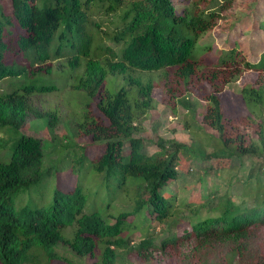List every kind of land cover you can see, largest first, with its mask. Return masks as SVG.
Instances as JSON below:
<instances>
[{"label":"trees","instance_id":"trees-1","mask_svg":"<svg viewBox=\"0 0 264 264\" xmlns=\"http://www.w3.org/2000/svg\"><path fill=\"white\" fill-rule=\"evenodd\" d=\"M233 1L0 0V79L27 68L31 73L51 72L61 65L72 72L82 69L72 86L86 90L95 104L79 124V133L104 140L101 154L92 156L86 148L83 155L93 158L98 172L118 175L123 183L128 176L135 179L130 182L133 206L114 216L84 211L87 195L79 185L56 188L49 206L15 210L11 204L17 195L40 179L45 153L42 137L22 133L14 138L11 134L9 141H15L10 158L0 160L1 264H82L65 256L68 251L75 258L93 256L94 264H131L133 253L149 261L151 247L163 256L171 253L185 264H264L259 249L264 242V197L257 195L250 206L213 190L187 204L183 198L180 208L189 206L194 214L188 219L191 228L179 233L186 216L174 217L177 194L166 195L164 189L178 177L180 159L188 146L159 139V150L149 154L143 150V137L135 134L154 106L156 87L169 93L168 102L174 98V104L177 96L187 102V93L198 86L207 101L201 122L217 133L222 147L233 145L232 153L239 156L257 151L240 129L250 121V114L259 116L257 110L264 105V52L256 62L248 61L235 45L219 50L214 62L195 53L196 39L215 29ZM252 2L256 5L258 0ZM93 14L108 18L112 31L102 32L103 20ZM104 36L118 48L106 45ZM19 54L29 60L28 66H14ZM251 70L256 78L241 90L250 114L243 119L227 115L221 92ZM54 88L26 84L0 91V127H11L16 136L30 118L46 117L49 129L55 131L61 123L59 113L35 102L37 95ZM6 153L1 148L0 158ZM232 153H224L217 163L231 161ZM216 154L217 150L209 156ZM204 208L205 216H199ZM152 220L167 223L168 234L159 245L149 231ZM68 229H72L71 235ZM135 234L141 236L137 244ZM216 256H224L226 261L216 260Z\"/></svg>","mask_w":264,"mask_h":264},{"label":"rangeland","instance_id":"rangeland-1","mask_svg":"<svg viewBox=\"0 0 264 264\" xmlns=\"http://www.w3.org/2000/svg\"><path fill=\"white\" fill-rule=\"evenodd\" d=\"M252 1L234 0L232 6L218 20L215 29L205 32L196 39L195 53L197 52L205 60L210 57L214 62L219 55V50H228L235 45L248 61H258L264 52V27H262L264 0H258L256 5ZM180 6L182 5L177 3V7ZM93 16L95 19L103 20L100 21L102 32L112 31L113 25L108 18L98 14H93ZM217 34L221 35L217 36ZM103 39L106 45L118 48V45L106 39L105 36ZM13 64L16 68L25 67L29 65V60L21 54ZM81 70L72 72L67 65H61V67L55 66L51 72L31 73L27 68L20 74L8 75L0 79V91L2 92L26 84L55 86L54 90L37 95L35 102L44 110L53 108L59 113L61 119L55 131L49 129L46 117L30 118L16 132V136L11 127H0V151L1 148L7 149L5 157L2 155L3 158L0 160L7 161L10 158L15 141V139L9 141L11 134L14 138L22 133L42 137L45 153L39 170L40 179L29 190L17 195L11 204L15 210L23 206L33 208L49 206L53 202L56 188L71 189L77 185L81 186L87 195L84 209L86 212L97 211L108 217L133 206L134 198L130 197L133 195L134 187L130 186V182L135 179L128 176L126 183H123L118 175L107 176L105 173L98 172L93 167V158L83 155L86 148L92 156L101 154L104 150V145H102L104 140L95 141L91 136L83 132L79 133V124L86 119L88 108L95 104V99L86 90L72 86L75 78L81 75ZM256 74L253 70L247 71L225 86V90L220 95L227 115L243 119L244 116L250 114L248 110L250 105L242 102L241 90L244 85L255 80ZM108 83L112 86V82L108 80ZM169 85L172 86L174 83H169ZM168 98L169 93H165L161 87L154 89V106L147 112L146 117L140 123L141 129L135 134L143 137V150L149 154L159 150V139L176 140L188 146L184 156L180 159L178 177L170 180L164 189L166 195L177 194V212L174 217L186 216L178 232L182 233L185 227L191 228L188 219L194 214L189 206L185 205L180 208V200L183 198L187 204L192 199H200L196 197L208 196V192L213 190L217 191L219 196L228 194L236 202L245 200L246 205L250 206L257 199L255 198L257 195L264 197V144L262 143L264 139L261 137V133L264 134V105L257 110L260 115L250 114V121L245 122L246 124L242 123L240 129V133H244L248 138L247 143L254 144L257 151L253 154L239 156L232 153L233 145L229 148L222 147L217 133L201 122L207 101L202 97L198 86L194 87L192 92L187 93V98H185L187 102H183L184 98L177 96L175 103L171 104L174 98H171L169 102ZM125 150H129L128 142L125 143ZM216 150L217 154L214 158L210 157V153ZM226 152L232 153L229 157L231 161L217 163L216 160L219 157H225ZM205 210L204 208L199 216H205ZM262 228V236H264V225ZM166 229L167 223L165 222L158 220L150 222L149 231L156 245H159L161 239L168 234ZM62 232L66 234L65 230ZM71 233L72 229H68V234L71 235ZM140 238L139 234H135L134 244H137ZM152 248L150 250L153 254L149 261L135 257L133 253L130 255L131 264H185L176 261L171 253L163 256L158 250ZM259 249L260 256L264 258V242L260 243ZM209 253L211 256L212 253ZM65 256L80 260L82 264H94L96 261L93 256L72 257L70 251L65 253ZM216 257H218L216 260L226 261L224 256ZM54 264L69 263L55 261Z\"/></svg>","mask_w":264,"mask_h":264}]
</instances>
